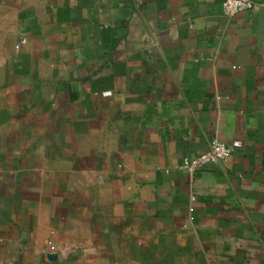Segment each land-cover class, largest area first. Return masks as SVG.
Returning a JSON list of instances; mask_svg holds the SVG:
<instances>
[{
	"label": "crops",
	"instance_id": "1",
	"mask_svg": "<svg viewBox=\"0 0 264 264\" xmlns=\"http://www.w3.org/2000/svg\"><path fill=\"white\" fill-rule=\"evenodd\" d=\"M224 1L0 0V264H264V0Z\"/></svg>",
	"mask_w": 264,
	"mask_h": 264
},
{
	"label": "built area",
	"instance_id": "2",
	"mask_svg": "<svg viewBox=\"0 0 264 264\" xmlns=\"http://www.w3.org/2000/svg\"><path fill=\"white\" fill-rule=\"evenodd\" d=\"M253 0H225L222 5L223 13L227 17H235L239 14L250 12L255 8ZM25 43V40H22ZM233 153V149L218 139L211 141L209 149L197 157H186L180 164V170L195 175L210 166L227 160ZM196 200L195 196L191 197Z\"/></svg>",
	"mask_w": 264,
	"mask_h": 264
}]
</instances>
